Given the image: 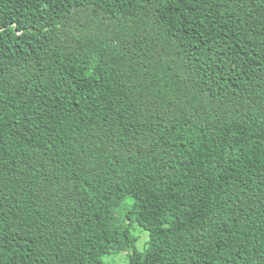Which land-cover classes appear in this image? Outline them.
Here are the masks:
<instances>
[{"label":"trees","instance_id":"1","mask_svg":"<svg viewBox=\"0 0 264 264\" xmlns=\"http://www.w3.org/2000/svg\"><path fill=\"white\" fill-rule=\"evenodd\" d=\"M121 253L264 264V0H0V264Z\"/></svg>","mask_w":264,"mask_h":264},{"label":"rangeland","instance_id":"2","mask_svg":"<svg viewBox=\"0 0 264 264\" xmlns=\"http://www.w3.org/2000/svg\"><path fill=\"white\" fill-rule=\"evenodd\" d=\"M138 236V241L136 244V247L138 250H143L144 249V244L148 240V235L144 231H140L139 229L135 233ZM125 254L121 253L120 255H110L107 257H104V262L106 264H126L125 263Z\"/></svg>","mask_w":264,"mask_h":264}]
</instances>
